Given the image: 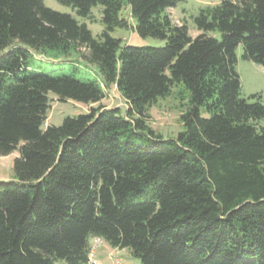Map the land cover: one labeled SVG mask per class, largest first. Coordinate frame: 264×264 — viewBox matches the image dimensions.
Here are the masks:
<instances>
[{
  "label": "trees",
  "instance_id": "16d2710c",
  "mask_svg": "<svg viewBox=\"0 0 264 264\" xmlns=\"http://www.w3.org/2000/svg\"><path fill=\"white\" fill-rule=\"evenodd\" d=\"M55 1L83 18L101 6L99 38L43 0H0V157L18 152L0 182V264H87L94 238L141 264H264V106L240 98L235 71L239 45L264 67V0L202 9L194 38L167 13L183 0ZM126 8L163 47L110 36ZM48 52L99 77L33 72ZM178 84L185 129L164 141L147 113ZM111 87L124 110L101 103ZM50 94L89 111L43 128Z\"/></svg>",
  "mask_w": 264,
  "mask_h": 264
},
{
  "label": "rangeland",
  "instance_id": "374dc122",
  "mask_svg": "<svg viewBox=\"0 0 264 264\" xmlns=\"http://www.w3.org/2000/svg\"><path fill=\"white\" fill-rule=\"evenodd\" d=\"M220 0H183L174 8L167 10L172 22L176 25L184 24L187 26L188 33L191 37L199 34L195 28L194 18L202 9L212 7L219 4ZM46 8L61 13L70 15L78 24H84L90 31L93 38L98 39L104 30V25L101 20L102 7L96 6L92 8L88 17H79L75 10L71 7L63 6L55 0H43ZM121 16L128 20L130 27L115 28L110 32V36L119 39L122 45L133 47L148 46L161 48L164 42L153 38H140L135 30L134 21L129 16V10H123ZM208 36L217 40H221L218 32L208 33ZM236 64L235 71L239 76L240 81V98L254 103L259 102L264 106V67L261 65L245 61L242 59V46L239 45L235 51ZM29 66L33 72L43 73L52 76L57 75H73L79 80L96 79L98 78L97 70L94 66L86 63L78 53L71 52L67 56H57L48 52L41 56H33L30 59ZM187 92L181 84L172 88L169 96L159 98L157 102L148 110L147 126L160 136L164 141L175 140L180 132L184 131V126L180 120V115L183 112L182 104L186 103ZM256 96L257 98H252ZM184 97V100L181 98ZM260 97V98H258ZM50 108L47 113V120L43 128L47 126L58 127L67 117H75L86 114L90 106L74 101H59L54 95H49ZM104 106L119 107L125 109V103L121 95L115 87H111L105 92V98L101 102ZM96 105H92L95 107ZM201 116L207 117L201 110ZM264 126V121L260 123ZM18 156V152H14L6 157H0V182H8L13 180V161ZM94 245L93 243L91 246ZM90 246V247H91ZM95 256L103 262L102 264H141L140 261L127 251L113 249L106 243H102L95 249ZM54 264H66L63 260H57Z\"/></svg>",
  "mask_w": 264,
  "mask_h": 264
},
{
  "label": "built area",
  "instance_id": "2783aa9c",
  "mask_svg": "<svg viewBox=\"0 0 264 264\" xmlns=\"http://www.w3.org/2000/svg\"><path fill=\"white\" fill-rule=\"evenodd\" d=\"M92 243L94 245L89 248L87 264H102L97 260L95 256V249L97 246L102 245L103 241L99 238H94L92 240Z\"/></svg>",
  "mask_w": 264,
  "mask_h": 264
},
{
  "label": "crops",
  "instance_id": "0c3cea01",
  "mask_svg": "<svg viewBox=\"0 0 264 264\" xmlns=\"http://www.w3.org/2000/svg\"><path fill=\"white\" fill-rule=\"evenodd\" d=\"M196 36H197V35H196ZM196 36H194V37H196ZM194 37H192V38H194ZM117 92H118V91H117ZM106 108H108V109H109V108H114V107L107 106ZM99 262H100V263H103V262H102L100 259H99Z\"/></svg>",
  "mask_w": 264,
  "mask_h": 264
}]
</instances>
